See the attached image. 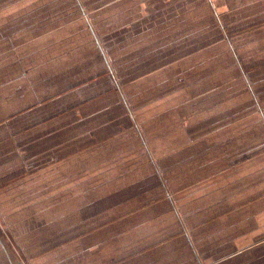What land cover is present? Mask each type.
Instances as JSON below:
<instances>
[{
	"label": "crops",
	"instance_id": "obj_1",
	"mask_svg": "<svg viewBox=\"0 0 264 264\" xmlns=\"http://www.w3.org/2000/svg\"><path fill=\"white\" fill-rule=\"evenodd\" d=\"M128 1L111 0L101 7L96 2L94 8L91 0H61V5L49 16L36 21L29 16L32 15L31 7L19 12L17 8L12 10V5L0 4V36L4 24L13 30L9 37L0 40V202L10 213L15 231L23 238L27 247L24 248L26 255L32 264H140L145 256V253H137L139 248H102L95 244L98 234L106 236V239L114 236L110 220L96 223L101 212H111L112 208L99 210L98 204H102L104 198L90 196L86 199V195L76 191L74 197L68 200H65V190L62 191L60 200L68 206L78 199L70 211L79 213L73 212L79 218L75 223L76 228L83 229L82 238H87L86 244L92 246L68 248V244L77 242H61L58 248H49L43 241L36 244L32 242L34 206L39 203L34 202L33 198L34 170L46 167L42 162L41 166L35 164L34 149L45 139L63 133L67 134L63 141H135L130 144V150L139 151L137 163L152 158L154 170L163 172L164 179L177 189L178 194L190 195L182 203L187 216L196 222L191 230L193 242L189 237L187 240L192 251L195 249L202 257L205 254V264H264V231L260 223L264 209L259 207L258 194L235 199L230 196L228 199L232 200L226 203L228 199L220 196L221 192L229 189L225 186L223 190L215 188L212 185H216L215 182L207 183V177L211 175H199L202 172L213 175L222 172L224 168L216 163V158H241L245 155L247 152L240 148L242 137L236 149L227 147L229 141L226 139H220L212 147L206 148V143L213 142L209 136L210 129L230 120V116L216 112L213 118L214 114H208L207 111L215 112L210 106L203 107L206 112L199 116L194 109L205 93L188 96L186 86H182L187 77L198 75L199 78H205L206 70L196 74L193 72L208 66L209 62L232 60L231 65L225 67L224 74L217 76H225L233 66L235 73H238L236 75L243 78L234 90L243 92L248 96V102L255 103L262 110L253 79L257 71H263L264 67L261 64H248L249 60L246 57L241 60L237 53L239 47L247 46L250 53L255 55L258 47L252 48L251 45H264V0H215L219 1L218 4L227 3L225 11L218 14L219 17L214 0H199L198 4L187 5H183L187 0H179L180 9L175 7L178 5L176 0H159L158 6L161 7L157 11V5L154 4L156 9L153 8L151 14L145 11L149 7L145 1L134 0L131 7L133 11L126 8ZM207 3L212 7V14L210 12L207 15V20L213 22L203 41L194 36L191 23H183L181 16ZM116 10L123 11L122 20L139 16V29V20L136 18L112 29L111 35H100L97 24L93 23L95 19L98 20L95 13L106 14ZM8 13L11 14L5 16ZM14 14L15 17L7 22ZM146 19H149L150 25L143 24ZM217 19H220L219 23ZM56 21L57 31L63 30L58 39L53 37L55 30L50 27ZM18 22H21L20 26ZM70 25L74 29L66 34L65 28ZM157 35L175 38L169 45L157 39ZM120 39L124 41L122 49H126L128 43L136 44L140 51L143 50L137 51L143 57L140 63L124 69L116 78L111 64L110 43L114 45ZM151 43L154 44L153 48L149 47ZM61 52L64 56L54 57L60 67L51 72L47 59ZM261 54L260 59L264 61V51ZM257 55L252 57L254 61ZM230 79L227 82H233ZM197 82L191 79L192 85H197ZM227 82L216 85L214 90L226 87ZM34 92L45 96L35 103ZM53 102L59 105L56 117L38 118L40 113L35 112L47 108ZM8 124L14 126L11 137L6 136ZM55 125L57 128L52 133L47 131ZM37 129L48 133L34 138ZM236 137L234 135L233 142ZM252 139L256 138L247 137L246 141ZM50 156L52 153L44 156V159ZM2 166L6 167V174H1ZM190 173L193 174L191 182H179V179L187 178ZM57 174L48 175L47 178H55ZM198 190H203V193L196 195ZM50 192L48 190L46 194ZM14 200V205L19 203L21 209L13 205L9 207ZM92 200L94 202L90 203ZM63 209L65 206H60L56 211L60 213ZM195 230L215 231L209 236L217 234L220 239L216 245L209 240L212 246L200 248ZM104 242L106 244L108 241ZM158 247L157 264H199L197 260L186 263L171 260L164 254L165 248ZM207 248H219V255L208 254ZM0 264H21L2 237Z\"/></svg>",
	"mask_w": 264,
	"mask_h": 264
},
{
	"label": "rangeland",
	"instance_id": "obj_2",
	"mask_svg": "<svg viewBox=\"0 0 264 264\" xmlns=\"http://www.w3.org/2000/svg\"><path fill=\"white\" fill-rule=\"evenodd\" d=\"M110 1L111 0H91V5L95 8L94 4L98 2V6L101 7L103 4ZM143 1L149 6L145 10L146 13L150 12L151 14L154 12V4L157 5V11L161 7V5L158 6L159 0ZM178 1L179 0H176V2ZM60 2L56 0H0V4L3 6L12 5L14 6L12 10L17 8L19 12H25L27 7H31L32 15L29 16L35 21L43 16H49L58 5H61ZM133 2L134 0L126 2V8L129 7V10L133 11L134 9L131 8L134 5ZM182 2H184V0H182ZM198 2L199 0H187L183 5L198 4ZM218 3L219 1L214 0L218 12H216V15L219 17L218 14L225 11V4L227 3ZM179 4L180 2L175 6L176 9L181 8ZM124 11L127 10L125 9ZM191 11L181 16V21H183V23H191L190 26H192L194 30V36L205 41L206 38L204 36L209 31L208 28L213 22V20H207V15L210 14V12L212 14V7L207 3L203 7L198 8V10ZM121 12L123 11L116 10L113 13L106 12V14H101V12L98 14L95 13L98 20L95 19L93 23L97 24V31L100 35H111L113 30L117 27H120L123 23L132 22L136 18L139 20L137 22V30L139 29V16L122 20ZM10 14L11 13L5 14V16ZM13 17H15V14L11 15L7 22ZM91 17L93 19V15H91ZM217 22L219 23L220 19H217ZM148 23L149 19L143 22L144 25H150ZM18 25L20 26L21 22H18ZM57 25L58 21L50 26L55 30L53 32V37L55 39H58L63 34V30L57 31ZM2 28L0 40L9 37L10 33L13 31L8 24H4ZM73 29V25L67 26L65 28L66 34L72 32ZM174 38L175 36L164 37V35H157V39H162L169 45H172ZM123 42L124 41L120 39V41L114 42V45L110 43L112 47L111 64L116 78L118 75L122 74L124 69H128L132 65L140 63L143 57V55L139 56L138 52L143 50L140 51L138 45L136 46V44L132 45V43H128L129 45L126 49H122L123 47L121 45L124 44ZM149 47L153 48L154 44L151 43ZM246 47L247 46L239 47L240 49H238L237 53L239 58L241 57V60H243L242 58L246 57L249 60L248 64H254L253 66L261 64L264 67V61L260 59L262 56L261 52L264 51V45H251L252 48L258 47V55H253ZM60 55L64 56L61 52L57 53L56 56L51 55L49 59H47V61L49 60L48 64L51 72L60 67V63L54 59V57ZM256 55L257 59L254 61L252 57ZM232 62V60L224 61L222 59L217 62H209L208 66L200 67L193 72L196 74L204 69L206 70L204 74L209 76L208 78H206L207 76L205 78H199L198 75L188 78L185 75L187 80H185L184 85H182L184 87L186 86L185 88L188 96L194 93H205V97L197 103L198 106L194 109V112H197L199 116L206 112L203 107L209 108V106L211 110L215 111L211 113L207 109L208 114H214L213 118L216 117V112L225 113L230 116V120L219 123L210 129L209 136L213 138V142H209L210 144L206 143V148L212 147L220 139L222 141L226 139L229 141L226 143V146L236 149L235 147L239 145L240 138L242 137L240 148L242 151L247 152L241 158H232L228 156L227 158H221V160L216 158V163L220 164V167L224 168V170L214 175L210 172H202L199 175L203 177L211 175L207 177V183L215 182L216 185L212 184L213 187L222 189L225 186L229 189L223 191V193L221 192L220 197L223 196L227 199L230 196L233 197V199H235V197L247 198L253 193H257L259 197V207L264 209V120L262 119L264 118V70L257 71V75L253 79V84L256 88V96L259 98L258 100L260 101L259 103L262 109L260 110L255 103L253 105L251 102L247 101L249 100L247 95L245 96L243 92H236L234 90V87L242 82L243 78L236 75L238 73H235L233 66L231 67L232 70L227 72L225 76H217L220 74L223 75L225 67L231 65ZM249 67L251 68L252 66ZM230 76H233V78L230 79ZM191 79L199 81V83L197 82V85H192ZM229 79L230 81L233 80V82H227ZM119 81L121 82V79ZM225 81L227 82L226 87L214 90L216 85L223 84ZM195 87H197L196 90ZM33 96L34 102L36 103L42 100L45 95L34 92ZM196 99L197 98L193 100L194 103ZM249 103H251L252 106ZM58 110V103L53 102L47 108L41 109L35 113H40V115H37L38 118H55ZM13 128V125L8 124V131L6 132L7 137H11V129ZM56 128L57 125H55L53 129L47 131L52 133ZM47 131L41 129L35 130L34 138L48 133ZM234 135H237L235 142L232 141ZM65 136H67V134L56 133L52 137L45 139L41 145L34 149L35 164L41 166L42 162V164L46 165V167L42 166L43 169L39 168L34 170L36 173L34 174L35 178L33 180V198L34 202H39L34 206V209H36L33 220L34 240L32 242L34 244L43 241L44 245H49V248H58L61 242H80L81 244H68L67 247L90 248L92 246V244H86L87 238H82L83 229L76 228L77 226L75 223L79 218L73 213L75 211H70L78 199L71 202L68 206L65 204V201L60 200L62 191L65 190V200L74 197V191H76L79 194L86 195L84 196L86 199H89L90 196L104 198L105 200L103 203L98 204L99 210L112 208L111 212H101L97 217L96 223L98 224L110 220V225L113 226L114 232L113 238L108 239H106V236L98 234L95 237L94 243L99 247L139 248L138 254L145 253V256L140 260V264H157V246H159L158 248H165L164 254L171 260L175 259L179 263L197 260L199 264H205V254H202L204 257L203 259L195 249L192 251V246L187 240L189 237L193 242L191 230H193L192 226L196 222L191 216H187L185 206H183L182 203L183 199H186L190 195L186 193L178 194L177 189L172 188L171 184L164 179L163 172L159 171V173H157V171L154 170L153 165L155 162L152 161V158L140 164L137 163L136 155L139 151L135 150L133 152L130 150L132 149V145L130 144L135 141L131 140L130 142H125L115 139L97 143L90 141L73 142L63 141ZM72 136H74V134H72ZM247 137H255L256 139L246 141ZM46 152H48V154H46ZM51 153L52 156L44 159V156L51 155ZM13 159L17 161L16 158ZM5 168L4 166L1 167V174H6L7 170H5ZM60 172H62L61 175L59 174ZM51 174L57 175L55 178H47V176ZM192 175L191 173L188 174L187 178L179 179V182L183 180L191 182ZM26 179L27 178H22L21 180ZM72 187L74 188L70 189ZM12 189H14V187ZM158 189L160 190L157 191ZM164 189L166 195H164ZM48 190H51V192L46 194ZM202 193L203 190H198L196 195ZM53 196L55 198H51ZM168 197L171 200L168 199ZM230 200L232 199H228L226 203ZM92 202H94V200L90 203ZM15 203V200L12 201L9 207L13 205L14 208L21 209L22 206L19 205V203L14 205ZM60 206H65V209L61 210L59 213V211L56 210H58ZM12 221L10 213L0 202V237L5 240L8 248L21 264H32L29 256L26 255L24 248L27 247L23 242V238L15 231ZM209 221H206V223ZM260 223L262 225L261 229L264 231V216L260 219ZM195 232L198 236V245L200 248L212 246L209 240H212L213 244L216 245L217 240L220 239L217 234L214 237L209 236L210 233H214L215 231L195 230ZM105 240L108 241L106 244H104ZM142 248H144L143 252H141ZM219 250V248H207L206 251L208 254L219 255Z\"/></svg>",
	"mask_w": 264,
	"mask_h": 264
}]
</instances>
